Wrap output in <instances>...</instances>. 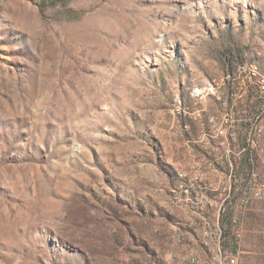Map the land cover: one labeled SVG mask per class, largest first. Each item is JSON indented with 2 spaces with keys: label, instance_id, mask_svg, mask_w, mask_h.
I'll list each match as a JSON object with an SVG mask.
<instances>
[{
  "label": "rangeland",
  "instance_id": "rangeland-1",
  "mask_svg": "<svg viewBox=\"0 0 264 264\" xmlns=\"http://www.w3.org/2000/svg\"><path fill=\"white\" fill-rule=\"evenodd\" d=\"M215 255L264 264V0H0V264Z\"/></svg>",
  "mask_w": 264,
  "mask_h": 264
},
{
  "label": "built area",
  "instance_id": "built-area-1",
  "mask_svg": "<svg viewBox=\"0 0 264 264\" xmlns=\"http://www.w3.org/2000/svg\"><path fill=\"white\" fill-rule=\"evenodd\" d=\"M214 260H215L216 264H236V260L234 258H229V257H224V258L223 257H219L218 258L215 255Z\"/></svg>",
  "mask_w": 264,
  "mask_h": 264
},
{
  "label": "crops",
  "instance_id": "crops-1",
  "mask_svg": "<svg viewBox=\"0 0 264 264\" xmlns=\"http://www.w3.org/2000/svg\"><path fill=\"white\" fill-rule=\"evenodd\" d=\"M192 263L194 264H204L206 261H202L201 257H198L196 260L192 259Z\"/></svg>",
  "mask_w": 264,
  "mask_h": 264
}]
</instances>
